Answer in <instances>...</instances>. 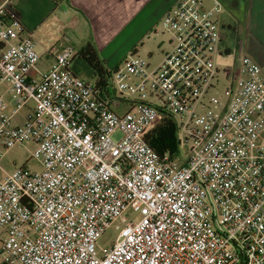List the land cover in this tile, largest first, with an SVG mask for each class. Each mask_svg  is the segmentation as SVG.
<instances>
[{
  "label": "built area",
  "instance_id": "obj_1",
  "mask_svg": "<svg viewBox=\"0 0 264 264\" xmlns=\"http://www.w3.org/2000/svg\"><path fill=\"white\" fill-rule=\"evenodd\" d=\"M204 1L178 0L160 21L171 49L155 67L130 53L109 96L71 71L70 46L40 71L0 4V160L31 146L39 166H0V264H264V69L240 45L217 91L220 4ZM160 115L185 158L144 140Z\"/></svg>",
  "mask_w": 264,
  "mask_h": 264
},
{
  "label": "crops",
  "instance_id": "obj_2",
  "mask_svg": "<svg viewBox=\"0 0 264 264\" xmlns=\"http://www.w3.org/2000/svg\"><path fill=\"white\" fill-rule=\"evenodd\" d=\"M177 1L0 0V4L4 7L5 15L16 17L31 34L37 43L36 52L41 57L40 62L45 59L46 68L52 60L51 56L45 54L47 44L53 42L54 45L49 48L55 49V52L70 46L77 53L83 46L92 43L104 67L111 71L125 59L112 61L114 52L119 53V46L122 47V44L119 45L121 37L156 35L154 26ZM208 1L211 4V0ZM217 1L229 16L236 18L238 27L248 39L258 41L260 36H264V0ZM226 26L234 30L231 24ZM38 36L59 37L48 43L46 41L49 39ZM260 39L264 40L262 37ZM260 47L264 49V41ZM130 50V53L137 55L136 46ZM224 51L227 53L229 49L225 48Z\"/></svg>",
  "mask_w": 264,
  "mask_h": 264
},
{
  "label": "rangeland",
  "instance_id": "obj_3",
  "mask_svg": "<svg viewBox=\"0 0 264 264\" xmlns=\"http://www.w3.org/2000/svg\"><path fill=\"white\" fill-rule=\"evenodd\" d=\"M205 7H209L211 4L208 0L204 1ZM244 18V17H243ZM231 24L232 29L229 30L227 28V24ZM217 25L219 30V35L221 37V47L223 49L228 48L229 53H221L216 58V64L219 69V82L217 83V91L223 92V90L229 87L232 82L235 80L238 72V62H237V53L239 50V46H242V51L246 52L255 62H257L264 69V49L260 47L262 41L260 38L264 39V36H260L259 40L254 41L252 39H248L247 36H244L243 31L238 27L237 20L235 17H231L227 14L226 9L220 5V12L217 15ZM241 26V25H240ZM243 27V26H242ZM236 28V29H235ZM156 31V35L153 36L150 33V36H122L119 40V45L122 44V47L119 46V53H115L112 57V61H117L119 59L123 60L126 58L132 50L131 47L136 46L137 55L150 63L151 67H155L159 61L162 59L164 53L168 52L171 49V45L169 44V35L165 32L160 26V20L156 26H154ZM41 39H49L48 43L54 41L55 38L59 36H38ZM51 38V39H50ZM38 40V38L36 37ZM41 43V42H39ZM53 42L47 44L48 49ZM260 43V44H259ZM42 44V43H41ZM129 49V50H128ZM112 55V54H111ZM48 67V66H47ZM38 69L40 71L46 70L45 59H43L38 64ZM229 72L228 75L225 72ZM84 80L88 79L87 76H81ZM118 138V134L114 136V139ZM180 156L185 158L187 156V152L190 148L189 144L180 145ZM31 146L19 145L16 146L5 154L3 158L0 160V166L6 172H12L15 168L20 166H25L29 171H38L39 166L33 160H29V156L31 153ZM145 213V210L141 208L138 212H133L132 210H127L124 214L128 219L139 218L141 215ZM115 224L110 226L105 232L100 236L97 243L100 247H106L111 245L116 237V231L114 230Z\"/></svg>",
  "mask_w": 264,
  "mask_h": 264
},
{
  "label": "trees",
  "instance_id": "obj_4",
  "mask_svg": "<svg viewBox=\"0 0 264 264\" xmlns=\"http://www.w3.org/2000/svg\"><path fill=\"white\" fill-rule=\"evenodd\" d=\"M70 69L79 77L85 75L91 79L89 81H93L104 96L112 94L111 72L104 67L103 61L92 43L86 44L74 54L70 62ZM144 140L161 156L169 155L171 158H175L180 154L177 128L171 116L160 115L155 124L144 135Z\"/></svg>",
  "mask_w": 264,
  "mask_h": 264
}]
</instances>
